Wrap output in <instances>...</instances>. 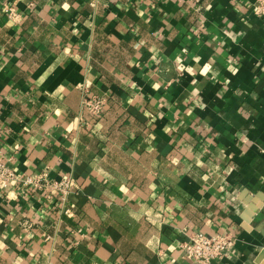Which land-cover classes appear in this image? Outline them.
<instances>
[{
  "label": "crops",
  "instance_id": "obj_1",
  "mask_svg": "<svg viewBox=\"0 0 264 264\" xmlns=\"http://www.w3.org/2000/svg\"><path fill=\"white\" fill-rule=\"evenodd\" d=\"M255 4L0 0V153L16 173L79 187L68 216L0 189V264H196L180 245L198 232L235 238L210 264H264ZM83 91L105 99L98 119Z\"/></svg>",
  "mask_w": 264,
  "mask_h": 264
},
{
  "label": "built area",
  "instance_id": "obj_2",
  "mask_svg": "<svg viewBox=\"0 0 264 264\" xmlns=\"http://www.w3.org/2000/svg\"><path fill=\"white\" fill-rule=\"evenodd\" d=\"M254 14L264 16V0H255ZM7 18L13 24L18 25L22 20L13 7L5 6ZM83 108L93 119L101 117L105 99L103 97L89 96L83 91L81 102ZM22 187L33 193L43 194L47 201L55 203V207L60 210L64 216L70 214V198L77 195L79 187L73 177L52 179L48 169H44L36 175H23L16 173L6 163L0 153V189L8 187ZM25 230L31 229L32 225L24 222L22 224ZM82 237L81 231L75 232ZM235 246V238L230 233L205 235L203 233H193L188 239L181 243L182 258L185 261L196 264H210L225 257Z\"/></svg>",
  "mask_w": 264,
  "mask_h": 264
}]
</instances>
